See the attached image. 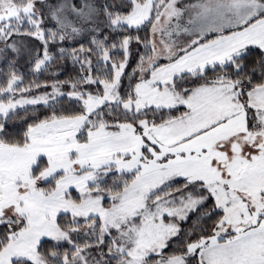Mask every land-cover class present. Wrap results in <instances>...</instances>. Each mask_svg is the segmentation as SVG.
I'll use <instances>...</instances> for the list:
<instances>
[{"label": "snow or ice", "instance_id": "obj_1", "mask_svg": "<svg viewBox=\"0 0 264 264\" xmlns=\"http://www.w3.org/2000/svg\"><path fill=\"white\" fill-rule=\"evenodd\" d=\"M0 264H264V0H0Z\"/></svg>", "mask_w": 264, "mask_h": 264}, {"label": "trees", "instance_id": "obj_2", "mask_svg": "<svg viewBox=\"0 0 264 264\" xmlns=\"http://www.w3.org/2000/svg\"><path fill=\"white\" fill-rule=\"evenodd\" d=\"M140 35H144V33H140ZM135 48H136V45L135 43L132 45V49H133V57L131 59V62H130V66L128 68V71L131 72L132 70V67L135 65L136 63V55H135ZM60 75L58 76L59 79H65L67 78L69 75L72 74V66H71V63L69 62L66 66H61L59 68L56 69ZM22 71H26V69H22ZM45 75L47 74H42L39 79L40 80H43L45 78ZM31 79H34V77L30 76V75H27L26 78H25V83L28 82V80H31ZM125 85H127L128 81H127V78H125V81H124ZM133 83H135V81H133ZM41 111L43 112V109H41ZM26 126V125H25Z\"/></svg>", "mask_w": 264, "mask_h": 264}]
</instances>
